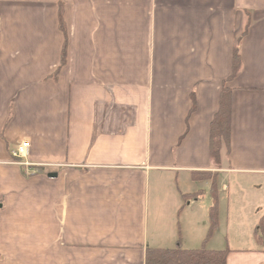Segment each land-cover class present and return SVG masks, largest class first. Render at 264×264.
I'll use <instances>...</instances> for the list:
<instances>
[{
    "label": "crops",
    "instance_id": "obj_1",
    "mask_svg": "<svg viewBox=\"0 0 264 264\" xmlns=\"http://www.w3.org/2000/svg\"><path fill=\"white\" fill-rule=\"evenodd\" d=\"M263 214L264 0H0V264H145L178 244L264 264Z\"/></svg>",
    "mask_w": 264,
    "mask_h": 264
},
{
    "label": "trees",
    "instance_id": "obj_2",
    "mask_svg": "<svg viewBox=\"0 0 264 264\" xmlns=\"http://www.w3.org/2000/svg\"><path fill=\"white\" fill-rule=\"evenodd\" d=\"M251 18L247 21L243 35L247 34ZM240 39L236 41L233 55V68L228 81L236 77L242 69L240 53ZM65 60V50L63 59ZM195 104V102H194ZM231 124H232V90L227 86V80L223 83L220 97L219 109L211 123L210 132V155L217 168L221 166V149L226 146L227 154L231 145ZM202 180L212 182L213 204L210 207V224L206 235L207 240L218 226V200H217V174L218 172H197L194 173ZM199 193L187 194L196 197ZM255 237L260 244H264V214L260 217L256 228ZM229 249H209L205 246L200 248H186L178 244L173 248L148 247L146 250L145 264H226Z\"/></svg>",
    "mask_w": 264,
    "mask_h": 264
},
{
    "label": "built area",
    "instance_id": "obj_3",
    "mask_svg": "<svg viewBox=\"0 0 264 264\" xmlns=\"http://www.w3.org/2000/svg\"><path fill=\"white\" fill-rule=\"evenodd\" d=\"M32 144L29 140H24L12 151V156L15 161L23 165H30L28 162L23 161L30 154Z\"/></svg>",
    "mask_w": 264,
    "mask_h": 264
},
{
    "label": "rangeland",
    "instance_id": "obj_4",
    "mask_svg": "<svg viewBox=\"0 0 264 264\" xmlns=\"http://www.w3.org/2000/svg\"><path fill=\"white\" fill-rule=\"evenodd\" d=\"M206 182H200V186H197L200 188H204V187H207V194H203L201 197H200V200H202L203 203H205V205L207 204L208 206H210V204L212 203V196L210 195L209 193V186H206L205 184ZM197 187V188H198ZM198 190V189H197Z\"/></svg>",
    "mask_w": 264,
    "mask_h": 264
},
{
    "label": "water",
    "instance_id": "obj_5",
    "mask_svg": "<svg viewBox=\"0 0 264 264\" xmlns=\"http://www.w3.org/2000/svg\"><path fill=\"white\" fill-rule=\"evenodd\" d=\"M49 176H52V174H51V175H49ZM54 176H56V173L54 174Z\"/></svg>",
    "mask_w": 264,
    "mask_h": 264
}]
</instances>
